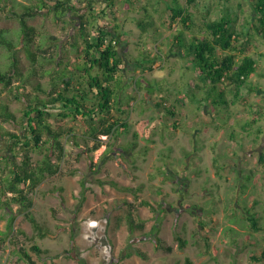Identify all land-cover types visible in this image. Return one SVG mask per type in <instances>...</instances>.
<instances>
[{
    "label": "rangeland",
    "instance_id": "374dc122",
    "mask_svg": "<svg viewBox=\"0 0 264 264\" xmlns=\"http://www.w3.org/2000/svg\"><path fill=\"white\" fill-rule=\"evenodd\" d=\"M39 1L0 0V28L7 30V38L19 45L14 51L23 74L21 80L30 94L36 84L46 89L49 83L39 72L28 75L30 62L15 14L21 13L23 7L40 5ZM156 1L160 2L158 6ZM96 2L92 3V10L98 12L102 5L100 0ZM121 2L117 1L114 14L121 25L116 33L120 34L118 48L128 83L123 100L131 101L129 132L105 141L91 153L95 168L90 167L88 156L80 148L66 146L59 174L46 177L31 195L32 216L49 230L45 238L40 239L18 215L9 242L5 238L7 222L15 214L16 206L12 205L11 211L0 208V231L4 232L0 264H25L17 248L30 252L32 244L47 251L40 256L30 252L36 264H185L186 259L190 264H264V258L250 259L259 258L264 252V164L259 159L264 153V115L255 111H263L264 105V38L250 31L249 53L258 59V70L245 84L250 88L241 90L249 105L230 104L228 91V100H223L227 105L221 100L216 107L212 106L216 93L206 94L207 87L198 78L188 48L190 39H186L198 36L203 18L213 21L224 15L232 24L237 13L241 27L248 13L246 0H199L189 7L193 21L190 31L179 22L169 27V12L164 14L161 10L184 8V0H137L131 5L134 10L123 9ZM45 3L46 9L35 11L28 21L36 33L31 49L37 60L42 56L51 58L47 69L72 64L76 54L68 44L76 32L78 20L72 17L75 13L56 19L52 1ZM72 3L79 11L77 14L82 15L86 1L72 0ZM100 17L102 25H115L111 15ZM139 21L144 31L138 26ZM177 29H182L186 36L174 44L171 39ZM37 45H41L43 53L35 49ZM145 47L150 57L145 56ZM57 53L61 59H57ZM7 54L0 47V67ZM152 57H156L154 68L145 72L147 81L140 84L134 62L141 68L139 64H150L147 61ZM256 89L260 92H255ZM148 91L152 92L148 95ZM10 95L0 87V100L19 117L21 103L13 101ZM158 100L174 108V119L166 117L162 107L156 108L154 103ZM147 126L154 128L152 133L144 129ZM2 128L17 132L8 123L2 124ZM257 130L262 134H257ZM130 142L135 145L131 147ZM107 144L106 155L103 152ZM125 145L130 148L126 150ZM30 155L33 162L42 158L35 150ZM11 156L7 139L0 137L1 176L7 173L5 164ZM70 170H76L75 174L70 175ZM121 186H130L134 191H123ZM142 199L148 200L153 209L140 207ZM128 212L135 224L143 226L135 228L132 234L125 221ZM251 213L256 217L258 230L247 219ZM154 228L170 247L169 251L154 249ZM176 236L185 241L182 249L178 248Z\"/></svg>",
    "mask_w": 264,
    "mask_h": 264
},
{
    "label": "trees",
    "instance_id": "16d2710c",
    "mask_svg": "<svg viewBox=\"0 0 264 264\" xmlns=\"http://www.w3.org/2000/svg\"><path fill=\"white\" fill-rule=\"evenodd\" d=\"M49 1H52V12L56 19H61L69 12H73L75 14L72 17L78 20L76 32L72 33L68 44V47L76 54L72 64L61 66L57 63L59 64L57 67L47 69L51 58L42 56L40 60H37V54L31 49L35 43L36 33L28 21L35 11L45 8V0H40V5L23 7L24 10L21 13L15 14L20 27L22 45L30 62L28 75L34 76L39 72L42 77H47L49 86L46 89L36 84L33 87V94L27 92L24 81L21 80L23 74L14 51L19 45L12 43L7 38L8 31L0 28V47L8 51L6 62L0 67V87L8 90L11 93V99L20 102L22 106L21 115L16 117L8 104L0 100V137L7 139L12 154L11 159L8 158L5 164L7 173L4 176L0 175V208L11 211L12 205L16 206L15 214L11 215L7 222L8 234L5 238L9 242L13 233V223L18 215L30 224L40 239L49 235V230L43 228L32 216L33 199L31 195L46 177L59 174L68 144L80 148L81 153L88 156L90 167L95 168L96 164H92L91 153L99 150L109 140L118 139L119 134H127L131 127L128 122L131 113L128 103L131 101L123 100L128 83L124 77V60L118 48L120 34L117 33L121 25L119 17L114 14L117 10L116 3L120 0H100L102 8L98 12L92 10L94 9L92 3L97 0H84L87 5L82 15L77 14L79 11L72 0ZM184 2L186 4L184 8L172 7L161 10L164 14L169 12V27L179 22L184 29L190 31L193 21L189 7L193 4L197 5L199 0L197 2L184 0ZM246 2L248 13L241 27L238 24L237 13L234 15L235 22L232 24L225 19L227 16L224 17V15L213 21H205L203 18V27L199 29L198 36L191 35L186 38L190 39L188 48L192 51L191 58L198 78L203 82L204 88L207 87L206 94L212 91L216 93L212 103L214 105L211 104L213 107L219 106L221 100H228L226 96L228 91L230 104L249 105L248 97L242 94L241 90L250 88L245 84L256 75L258 70V59L249 53V37L250 31H253L255 35L264 38V0H253L252 2L246 0ZM136 3L137 0H122L121 2L125 10H134L131 5ZM156 3L157 1L155 5ZM159 4L160 2L156 6ZM204 9L208 10L206 7ZM100 15H111L114 17L115 25L112 27L102 25L99 21ZM166 22L167 19L162 23ZM137 24L144 31L142 22L139 21ZM157 30L156 28V32L159 31ZM185 36L182 29H177L172 35L171 42L175 44L179 38ZM145 48V56L150 57L149 49ZM35 49L43 53L41 45L35 46ZM60 57L57 53V59H61ZM147 62L150 64H139L141 68L137 66L138 63L134 62V67L138 68L137 79H141L140 84L146 83L144 74L153 70L156 57H152ZM14 81H18V84H14ZM149 88V90L152 89ZM152 91H148V95ZM255 92L259 93L260 90L256 89ZM223 102L227 105V102ZM154 105L158 110L162 107L164 115L174 119L176 115L174 108H169L163 100H158ZM181 106L185 107V105ZM262 109L263 111L261 109L255 111L264 115V105ZM4 123L12 125L17 132L3 129L2 124ZM70 123L76 125L77 128ZM80 127L81 130L78 132ZM172 127L176 128L175 121ZM148 131L151 132L152 127L147 129ZM257 132V134H262L260 130ZM132 137L136 138V134L133 133ZM129 145L133 147L135 143L130 142ZM130 146L125 145L126 150ZM108 148L107 144L104 154ZM143 148L142 153H145L146 147ZM33 150L42 155L37 162H33L31 158L30 154ZM259 159L264 164V153L260 154ZM75 172L76 170L69 171L70 175H74ZM120 189L127 192L134 191L129 186H121ZM139 206L153 209L145 199L139 201ZM255 218L253 213L247 217L252 228L258 230ZM125 221L130 234L135 231V228H143L141 224L134 223L130 212L125 215ZM152 234L155 250H170V247L158 235L157 229L154 228ZM2 236L4 232L0 231V242L3 240ZM175 239L178 242V248L182 249L185 241L179 236ZM29 251L36 256L47 254V251L41 250L36 244H32ZM136 251L141 256H145L138 249ZM17 252L25 264H36L30 252L25 248L18 247ZM261 258H264V252L259 258L250 257L254 261ZM190 263L189 259L185 260V264Z\"/></svg>",
    "mask_w": 264,
    "mask_h": 264
},
{
    "label": "crops",
    "instance_id": "0c3cea01",
    "mask_svg": "<svg viewBox=\"0 0 264 264\" xmlns=\"http://www.w3.org/2000/svg\"><path fill=\"white\" fill-rule=\"evenodd\" d=\"M149 126H147L146 128H144L145 130H147V128H148ZM149 128H151V127H149ZM154 128H152V130H153ZM151 133H152V131H151ZM160 180L158 179V182H159ZM130 187V186H129Z\"/></svg>",
    "mask_w": 264,
    "mask_h": 264
},
{
    "label": "bare ground",
    "instance_id": "6f19581e",
    "mask_svg": "<svg viewBox=\"0 0 264 264\" xmlns=\"http://www.w3.org/2000/svg\"><path fill=\"white\" fill-rule=\"evenodd\" d=\"M95 226V225H94Z\"/></svg>",
    "mask_w": 264,
    "mask_h": 264
}]
</instances>
